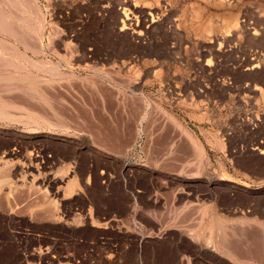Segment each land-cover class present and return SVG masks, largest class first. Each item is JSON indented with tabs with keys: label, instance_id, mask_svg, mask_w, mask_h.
Segmentation results:
<instances>
[{
	"label": "rangeland",
	"instance_id": "rangeland-1",
	"mask_svg": "<svg viewBox=\"0 0 264 264\" xmlns=\"http://www.w3.org/2000/svg\"><path fill=\"white\" fill-rule=\"evenodd\" d=\"M36 1L49 67L6 55L40 85L0 62V264H264V0Z\"/></svg>",
	"mask_w": 264,
	"mask_h": 264
},
{
	"label": "bare ground",
	"instance_id": "bare-ground-1",
	"mask_svg": "<svg viewBox=\"0 0 264 264\" xmlns=\"http://www.w3.org/2000/svg\"><path fill=\"white\" fill-rule=\"evenodd\" d=\"M5 4L4 5H6L5 7H10V9L12 8V7H14V8H16L17 10L16 11H18L19 10V15L17 16V14L15 15V16H13V14H10V12H9V15L8 14H6V13H4V11H1L0 12V32H2V33H4V34H8V35H11V37L14 39V41H15V43H14V45H11V44H9V43H7L6 41H4V38L2 39V38H0V62H1V64H5V65H7V67L10 65H13L10 61L11 60H13L11 57H8L7 55H6V53L8 52L9 53V51H10V56L12 55V56H15V57H21V58H23L25 61V63L28 65V66H31V67H33L34 69H37V70H47V67H49V66H47L46 64H48L49 62H47V63H44L43 61H40L41 59H39V60H35V59H31V58H29L28 57V55H27V52H22L21 51V49H20V47H19V45L21 44L22 46H24V48L26 49V51H28V50H31L32 52H34L35 54H39V53H43L44 52V49H45V45H44V32H45V30H46V25H47V22H46V15L44 16V14L42 13V12H40V11H42V10H38V7H37V1L36 0H4L3 1ZM8 7V8H9ZM9 11V10H8ZM124 14V13H123ZM17 16V17H16ZM31 21H32V23H31ZM34 21V22H33ZM229 23V22H228ZM238 24V23H237ZM33 25V26H32ZM211 25V24H210ZM17 26L20 28V30L18 29H15L14 27H16L17 28ZM123 26V25H122ZM125 26V25H124ZM232 27H233V25H232ZM230 29V28H229ZM136 30V29H135ZM212 31V30H211ZM210 31V32H211ZM32 32H35L36 33V37H37V39L35 38V40L37 41V42H39L37 45H39L38 46V48H33V46L32 47H30V45H29V43H28V35L30 34V33H32ZM136 32V31H135ZM206 32H208L209 33V30L208 31H206ZM1 34V33H0ZM141 34V33H140ZM207 34V33H206ZM31 35V34H30ZM35 37V35H33L32 34V36H30V37ZM49 37V36H48ZM34 40V39H33ZM32 41V40H31ZM11 43V42H10ZM19 44V45H18ZM6 46H8V48H6ZM36 46V45H35ZM5 48V49H4ZM6 51V52H5ZM37 56V59H38V55H36ZM36 56H34V57H36ZM33 57V58H34ZM14 60H16V59H14ZM14 60H13V62H14ZM22 61V60H21ZM3 62V63H2ZM16 62V64H18L19 63V61H15ZM9 63H11V64H9ZM53 64V63H52ZM5 65H4V69H5ZM19 65H21L20 63H19ZM22 65H24V64H22ZM9 66V67H10ZM50 66H51V63H50ZM7 67H6V69H7ZM8 67V68H9ZM12 68H16V67H18V73H20V74H16L15 76L17 77V80H18V78L22 81V80H24V81H26V83L24 84V83H22L24 86H26V88L28 89V87H29V89H35V87H37L38 88V86L37 85H40V84H38V80H36L37 79V75H35L36 76V79L33 81V78L32 79H30V78H28V80H32L33 82H29L28 80H27V78H26V76H25V74L23 75V73L22 72H20L19 70L20 69H22V68H20L18 65H15V63H14V67L13 66H11ZM52 67H53V65L50 67V69H52ZM55 67H57V66H55ZM55 67H53V68H55ZM255 67H257V66H255ZM20 68V69H19ZM254 68V67H253ZM252 68V69H253ZM10 69V68H9ZM31 69V68H30ZM58 69H59V67L57 68V69H55L54 71H58ZM27 70V69H26ZM33 70V69H32ZM32 70H30V71H32ZM2 70H0V72H1ZM16 71V70H15ZM49 71V70H48ZM51 71V70H50ZM53 71V70H52ZM4 72V71H3ZM6 72V71H5ZM4 72V73H5ZM16 72V73H17ZM43 72V71H42ZM45 72V71H44ZM56 72H54V73H56ZM60 72V71H59ZM3 73V74H4ZM27 73H29L28 71H27ZM48 73V72H47ZM51 73V72H50ZM61 73V72H60ZM6 74V73H5ZM10 74V73H9ZM11 74H13V73H11ZM10 74V75H11ZM22 74V75H21ZM40 74V73H39ZM52 74V73H51ZM60 75H62V74H60ZM64 75H66V74H64ZM1 76H3V75H1ZM0 76V77H1ZM4 76H6V75H4ZM23 76H25V78L23 77ZM30 76H32L31 74H30ZM53 76H55L54 74H53ZM8 77V76H7ZM27 77H29V76H27ZM43 77H44V75H43ZM3 78V77H2ZM5 78V77H4ZM3 78V80H5ZM9 78V77H8ZM11 79H12V77H10ZM24 78V79H23ZM41 78V80H42V77H40ZM15 79V78H14ZM48 79V78H47ZM47 79L45 80L46 82H47ZM6 80H8L7 78H6ZM10 80V79H9ZM11 81V80H10ZM9 81V82H10ZM13 81H15V80H13ZM40 81V80H39ZM44 80H42L41 82H45ZM50 81V80H49ZM3 82V81H2ZM1 82V83H2ZM17 82H19V81H17ZM23 82V81H22ZM1 83H0V85H1ZM6 83V82H5ZM28 83V84H27ZM31 83V84H30ZM40 83V82H39ZM4 84V83H3ZM2 84V85H3ZM14 84H16V81H15V83ZM42 84V83H41ZM46 84H48V83H46ZM52 84H54V82H52ZM96 84V83H95ZM7 85V84H6ZM49 85V84H48ZM13 86V85H12ZM21 86V85H20ZM23 86V87H24ZM28 86V87H27ZM51 86V85H50ZM5 87V86H4ZM13 87H15V86H13ZM22 87V86H21ZM20 87V88H21ZM1 88V87H0ZM18 88V87H17ZM2 89H3V87H2ZM13 89V88H12ZM44 89V88H43ZM42 89V90H43ZM10 91H11V89H9ZM45 90H46V87H45ZM2 91V90H1ZM3 91H7V90H3ZM9 91V92H10ZM19 91H20V89H19ZM24 91V90H23ZM32 91H34V90H32ZM40 91V90H39ZM38 91V92H39ZM53 91V90H52ZM12 92V91H11ZM13 92H16V91H13ZM49 92V91H48ZM3 93V92H2ZM22 93V92H21ZM27 93V92H26ZM41 93V92H40ZM44 93H45V91H44ZM43 93V94H44ZM8 94V93H7ZM10 94V93H9ZM29 94V93H28ZM28 94H26V96L28 95ZM34 94H36V92H34ZM14 95V94H13ZM38 95V94H37ZM37 95H35V96H37ZM1 96V95H0ZM19 96V95H18ZM14 97V96H13ZM28 97V96H27ZM41 97V96H40ZM44 98V97H43ZM21 99V98H20ZM37 99V98H36ZM44 101H45V99H44ZM43 101V102H44ZM0 102H2V101H0ZM14 102V101H13ZM48 102V101H47ZM51 102V101H50ZM54 103H56V102H54ZM3 104V103H2ZM0 104V116H2V117H9L10 115H9V113H8V111H7V104ZM7 105V106H6ZM30 105V104H29ZM26 106V105H25ZM31 106V105H30ZM41 106V105H40ZM51 106V105H50ZM10 107V106H9ZM8 107V108H9ZM20 107V106H19ZM19 107L17 108V109H19ZM22 107V106H21ZM56 107V106H55ZM10 108H12V106L10 107ZM14 108V107H13ZM12 108V109H13ZM64 109V108H63ZM30 110V109H29ZM138 110V109H137ZM47 111V110H46ZM30 113H32V111H30ZM11 114V113H10ZM38 114H39V112H38ZM38 114H35V116L36 115H38ZM64 114V113H63ZM26 115V114H25ZM41 115V114H40ZM39 115V116H40ZM11 116H13L12 114H11ZM10 116V117H11ZM32 116H33V114H32ZM34 116V117H35ZM30 118H31V114H30V116H29ZM33 117V118H34ZM43 117V116H42ZM37 118V117H36ZM44 118V117H43ZM46 118V117H45ZM10 119H12V118H10ZM17 119V118H16ZM35 119V118H34ZM34 119H33V121H34ZM51 119V118H50ZM30 120V119H29ZM49 120V119H48ZM4 121V120H3ZM12 121V120H11ZM17 121H19V120H17ZM21 121V120H20ZM31 121V120H30ZM50 122H52L51 120H49ZM14 122H16V121H14ZM41 122V121H40ZM54 122V121H53ZM25 124V122H22V124ZM27 124V123H26ZM29 124V123H28ZM52 124V123H51ZM56 124V123H55ZM34 125V124H33ZM50 125V124H49ZM54 125V124H53ZM28 126V125H27ZM58 126V125H57ZM66 128V127H65ZM33 130V129H32ZM35 131V130H34ZM190 134V133H189ZM194 143V142H193ZM194 146L197 148V146H196V143H194ZM193 146V147H194ZM201 147V146H200ZM202 149V148H201ZM197 150V149H196ZM198 151V150H197ZM198 152H200V151H198ZM201 152H202V150H201ZM264 154V153H263ZM202 155V154H201ZM201 161V160H200ZM0 171H1V169H0ZM3 171H1V173H2ZM0 173V174H1ZM5 179V178H4ZM4 179H0V188L4 185V183H5V181L6 180H4ZM70 190V189H69ZM2 191V190H1ZM68 191V190H67ZM69 192V191H68ZM234 215V214H233ZM222 219L221 218H218V232H219V237H218V239L220 240H218L219 241V245H220V247L222 248V247H225L226 245H225V242H223L222 240H223V238H222V234L224 235L225 233H223V231H224V229L226 228V227H224V225H223V221H221ZM256 222V221H255ZM233 223V222H232ZM216 224V223H215ZM225 224V223H224ZM227 224V223H226ZM247 224V223H246ZM252 224V223H251ZM217 225V224H216ZM254 226V225H253ZM258 226V225H257ZM210 227H212V226H210ZM260 228H262V227H260ZM236 229V228H235ZM245 229V228H244ZM225 231H226V229H225ZM224 231V232H225ZM239 232V231H238ZM218 234V233H217ZM241 234V233H240ZM232 235V234H231ZM226 236V235H225ZM210 237V236H209ZM234 237V236H233ZM262 237V236H261ZM226 237H224V239H225ZM264 238V237H263ZM207 239H209L210 241H211V243L213 242L210 238H207ZM252 239V238H251ZM216 240H217V238H216ZM226 240V239H225ZM255 240V239H254ZM264 240V239H263ZM209 241V242H210ZM257 241H259V242H262V241H260V239H258L257 238V240H256V242ZM209 244V243H208ZM213 244V243H212ZM211 244V245H212ZM226 244H227V242H226ZM258 244V243H257ZM210 245V244H209ZM259 245H261V244H259ZM258 245V246H259ZM262 245H263V243H262ZM215 248V247H214ZM227 248V247H226ZM255 248V247H254ZM220 249V248H219ZM225 249V248H224ZM226 250V249H225ZM220 251H221V249H220ZM224 251V250H223ZM228 251V250H227ZM229 253H230V251H229ZM231 253H232V251H231ZM230 255V254H229ZM232 256H234V255H232ZM231 256V257H232ZM233 258V257H232ZM241 261V260H240ZM239 261V262H240ZM242 263H244L243 261H241ZM245 264V263H244Z\"/></svg>",
	"mask_w": 264,
	"mask_h": 264
}]
</instances>
